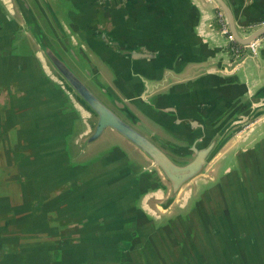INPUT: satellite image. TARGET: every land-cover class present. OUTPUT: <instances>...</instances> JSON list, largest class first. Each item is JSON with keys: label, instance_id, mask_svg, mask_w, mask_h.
<instances>
[{"label": "water", "instance_id": "95a60500", "mask_svg": "<svg viewBox=\"0 0 264 264\" xmlns=\"http://www.w3.org/2000/svg\"><path fill=\"white\" fill-rule=\"evenodd\" d=\"M32 1H0V264H264V83L213 72L260 55L264 0Z\"/></svg>", "mask_w": 264, "mask_h": 264}, {"label": "crops", "instance_id": "0c3cea01", "mask_svg": "<svg viewBox=\"0 0 264 264\" xmlns=\"http://www.w3.org/2000/svg\"><path fill=\"white\" fill-rule=\"evenodd\" d=\"M0 1L3 4H5L6 7H8L9 3H12L11 5L13 7V11L17 15V10H16V7L14 5L13 0H0ZM28 1H29V3H31V5H34V2L32 0H28ZM205 1L207 2V0H199V2L203 5V8L213 10L214 6L212 4H206ZM17 18H18L19 22L22 23V21L18 15H17ZM201 32H204L205 34H207L205 36L208 39H210V42H211L210 44H212V46L215 50L216 43H215L214 37L211 36L209 34V31L205 28L201 27ZM211 50H213V49H211ZM217 57L215 59H213L214 61L213 60L210 61V64H212L213 62L216 63L219 60ZM255 59L256 60H253V59L246 60V62L244 64L235 67L236 68L235 71L233 70L230 73H227L224 70L219 69L218 67H214L213 72L217 73L223 77L224 76L235 77L236 79H234V81L239 82V84H244L245 86H247V88H249V90L250 89L254 90L264 83V47H263V50L260 51V55L257 56ZM206 64H208V63H206ZM231 74H236V76H232Z\"/></svg>", "mask_w": 264, "mask_h": 264}, {"label": "rangeland", "instance_id": "374dc122", "mask_svg": "<svg viewBox=\"0 0 264 264\" xmlns=\"http://www.w3.org/2000/svg\"><path fill=\"white\" fill-rule=\"evenodd\" d=\"M62 56H63V58L65 59V61L70 65V67L76 72V74L79 76V73L80 72H78L77 70H76V68H75V66H73V64L71 63V61H70V59L68 58V57H66L64 54H62ZM81 76V78L82 79H85V77L83 76V75H80ZM79 76V77H80ZM85 82V81H84ZM86 83V82H85ZM86 85L90 88V89H92V91L98 96V98H100L102 101H104L103 99H102V97H101V95L100 94H97L96 93V91L92 88V87H90L89 85H88V83H86ZM110 131H106L103 135H102V139H100V140H102V142L103 141H114V142H116V143H118L119 145H120V141H118V135H116V134H114V135H110V133H109ZM121 138V137H120ZM122 139V138H121ZM120 140V139H119ZM123 140V139H122ZM124 141V140H123ZM218 158V157H217ZM216 160L217 159H214L211 163H209L208 164V166L206 167V171H205V174H204V176H200V177H198L197 179H195L194 181H192L191 183H190V185H187V186H185V187H183L182 189H181V192H180V197L179 198H177V200H176V202L173 204V206H171V207H169L168 209H162L160 206H159V204L160 203H163L164 202V200H165V196H163V197H161V198H153V199H151V200H148L147 201V203H146V208L152 213L153 212V214L156 216V217H162V216H165V217H167V216H169V217H171V216H173V215H175V214H178V211H179V208H178V206L179 205H181L182 206V204H183V202H184V200H182V198H186V196H187V193H188V191H191L190 189H195V187H196V185H197V183L198 182H206V181H208L209 179H213L215 176H216V174H215V169H216Z\"/></svg>", "mask_w": 264, "mask_h": 264}, {"label": "flooded vegetation", "instance_id": "af4514ba", "mask_svg": "<svg viewBox=\"0 0 264 264\" xmlns=\"http://www.w3.org/2000/svg\"><path fill=\"white\" fill-rule=\"evenodd\" d=\"M51 7L53 8L54 11H57V8L54 7L52 4H51ZM37 14H38V12H37ZM57 18H58V20H60V22H63V21H61V19H62L61 15L57 14ZM48 33H49L50 38L53 39L54 42H56V46L58 48H59V45H58L59 44L58 43L59 40L62 42V44L64 43L65 40L62 38L60 32L58 31V29L56 28V26L52 22H50V27H49ZM64 54H66V52ZM76 70L79 72V70L77 68H76ZM79 75H81V74H79ZM84 81L86 83H88L87 79L86 80L84 79ZM88 85H89V83H88ZM89 86L92 87L91 85H89Z\"/></svg>", "mask_w": 264, "mask_h": 264}, {"label": "built area", "instance_id": "2783aa9c", "mask_svg": "<svg viewBox=\"0 0 264 264\" xmlns=\"http://www.w3.org/2000/svg\"><path fill=\"white\" fill-rule=\"evenodd\" d=\"M217 21H218V23H219V25L221 27V32L224 35H228L227 34V29H226L225 24L223 22V19H222L221 15L219 13H218ZM231 50H232L231 51L232 52V55L235 58L239 57L243 53V49L240 46H237V45H233Z\"/></svg>", "mask_w": 264, "mask_h": 264}]
</instances>
